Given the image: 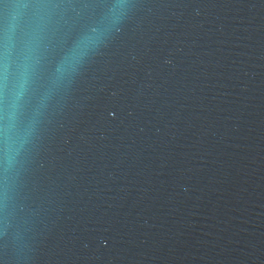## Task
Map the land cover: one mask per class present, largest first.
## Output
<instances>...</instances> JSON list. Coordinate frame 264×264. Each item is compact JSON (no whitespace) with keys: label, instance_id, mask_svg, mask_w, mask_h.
I'll list each match as a JSON object with an SVG mask.
<instances>
[{"label":"water","instance_id":"95a60500","mask_svg":"<svg viewBox=\"0 0 264 264\" xmlns=\"http://www.w3.org/2000/svg\"><path fill=\"white\" fill-rule=\"evenodd\" d=\"M0 264H264V0H0Z\"/></svg>","mask_w":264,"mask_h":264},{"label":"clouds","instance_id":"9594fccd","mask_svg":"<svg viewBox=\"0 0 264 264\" xmlns=\"http://www.w3.org/2000/svg\"><path fill=\"white\" fill-rule=\"evenodd\" d=\"M97 38L88 32L79 34L71 43V45L65 50L60 66H58L56 72H65L69 74L76 69V65L83 59L88 51L95 46ZM66 66V67H65ZM20 92L14 93V100L18 99ZM13 107L15 104L13 103Z\"/></svg>","mask_w":264,"mask_h":264}]
</instances>
